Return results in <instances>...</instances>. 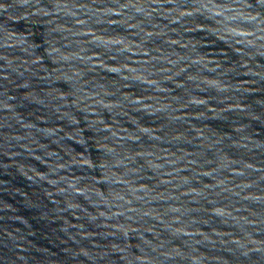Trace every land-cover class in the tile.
I'll return each mask as SVG.
<instances>
[{
  "label": "water",
  "instance_id": "water-1",
  "mask_svg": "<svg viewBox=\"0 0 264 264\" xmlns=\"http://www.w3.org/2000/svg\"><path fill=\"white\" fill-rule=\"evenodd\" d=\"M0 264H264V0H0Z\"/></svg>",
  "mask_w": 264,
  "mask_h": 264
}]
</instances>
